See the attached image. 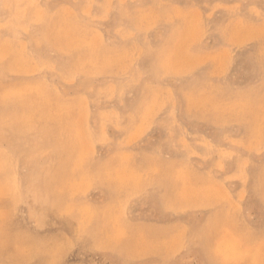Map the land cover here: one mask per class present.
Returning <instances> with one entry per match:
<instances>
[{"label": "rangeland", "instance_id": "obj_1", "mask_svg": "<svg viewBox=\"0 0 264 264\" xmlns=\"http://www.w3.org/2000/svg\"><path fill=\"white\" fill-rule=\"evenodd\" d=\"M0 264H264V0H0Z\"/></svg>", "mask_w": 264, "mask_h": 264}, {"label": "bare ground", "instance_id": "obj_2", "mask_svg": "<svg viewBox=\"0 0 264 264\" xmlns=\"http://www.w3.org/2000/svg\"><path fill=\"white\" fill-rule=\"evenodd\" d=\"M12 189V188H11ZM15 190V189H14ZM18 191V190H17ZM7 192H10V191H7ZM19 192V191H18ZM12 196H14V195H12ZM22 196V195H21ZM15 197V196H14ZM16 198V197H15ZM40 202V201H39ZM16 205H14V207H15ZM23 210V209H22ZM38 212H39V210H38ZM17 214V213H16ZM30 220V219H29ZM22 222V221H21ZM39 232V231H38ZM79 237V236H78ZM79 238H77V240H78ZM63 240V239H62ZM66 241H67V239H66ZM24 249V248H23ZM68 249V248H67ZM67 252V251H66ZM63 253V252H62ZM23 261V260H22ZM61 262H63V260L61 261ZM21 263V262H20ZM55 263V262H54Z\"/></svg>", "mask_w": 264, "mask_h": 264}]
</instances>
